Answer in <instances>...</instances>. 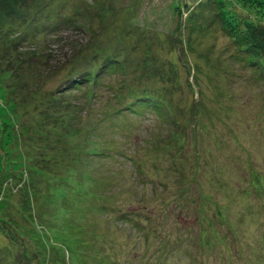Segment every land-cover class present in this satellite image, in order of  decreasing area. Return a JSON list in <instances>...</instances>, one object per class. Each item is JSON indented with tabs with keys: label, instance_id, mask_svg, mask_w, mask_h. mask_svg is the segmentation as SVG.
<instances>
[{
	"label": "rangeland",
	"instance_id": "rangeland-1",
	"mask_svg": "<svg viewBox=\"0 0 264 264\" xmlns=\"http://www.w3.org/2000/svg\"><path fill=\"white\" fill-rule=\"evenodd\" d=\"M51 1L53 9L43 7L48 0H37L42 11L34 14L50 13L49 19L41 16L33 23L4 27L0 17V264H15V257L25 258L24 251L33 264L44 258L48 264H264V78L251 80L256 66L230 58L233 42L210 11L213 2L220 3L225 18L245 27L258 17L264 19V0ZM242 1L248 7L238 11L235 2ZM63 7L69 8L77 27H67L62 36L88 44L83 54L93 60L92 68L99 69L94 56H101L104 48L127 52L129 58L122 55V60L134 57L140 71L146 72L147 59H153L164 68L159 69L160 76L169 69L171 80L180 84L173 92L176 112L184 108L174 117L177 121L189 125L196 100L201 99L209 112L201 127L207 130L185 140L181 153L178 148L165 153L147 145L155 138L153 133L174 139L170 112L163 114L170 119L168 125L154 113L144 119L129 115L117 120L127 125L120 144L148 146L149 150L130 151L143 169L151 170L149 176L137 172L126 158H118L115 165L114 160L95 156V163L78 162L75 171L56 168L58 178L32 162L11 163L17 156L8 145L11 135L4 124L18 129L17 101H27L39 90L57 94L67 82L69 67L48 71L42 65L46 58L55 63L57 55L69 48L67 43L58 45L56 36L48 37L49 43L46 38L54 23L63 22ZM179 25L183 26L178 33ZM8 28L21 36L18 46L8 40L12 35ZM189 37L196 52L186 51L182 58L176 41ZM148 38L154 46H148ZM122 79L136 82L137 76L127 74L117 82ZM144 154H149L148 160L141 159ZM101 174L109 176L108 182L114 180L111 188H104ZM138 177L143 181L136 187ZM91 195L100 198L101 207L94 209L98 202ZM132 210L129 221L118 218ZM2 227H9L8 233Z\"/></svg>",
	"mask_w": 264,
	"mask_h": 264
},
{
	"label": "trees",
	"instance_id": "trees-1",
	"mask_svg": "<svg viewBox=\"0 0 264 264\" xmlns=\"http://www.w3.org/2000/svg\"><path fill=\"white\" fill-rule=\"evenodd\" d=\"M52 3L53 1L48 0L43 7L53 9ZM219 5L220 3L213 2L210 11L212 15H215L214 20L220 21L219 26L225 32L229 33V38L233 42L232 48L229 49L232 51L230 58L236 62H242L250 68L256 66L255 72L249 77L255 81L262 80L264 78V19L258 17V20L252 21L249 25L238 27V25L232 24L229 19L225 18L226 10L222 5ZM235 5L238 11H245L248 7L247 3H243V1L235 2ZM37 6V0H0V17L5 23L4 27L11 25V23H33L34 20L43 16H34V14L42 11ZM63 9L65 12L60 17L61 20L64 17L63 22L58 20L57 23H54V28L51 31L48 30L49 32L46 33V38L49 43L48 37L56 36L55 39H60L54 40L58 45L63 46L64 43H67V47L69 48L66 50V53L62 51L57 55L55 58L56 61L54 60L55 63H52V60L46 58L44 63L42 62V65L48 71H61L69 67L70 70L67 71L69 72L66 79L67 82L61 88L62 91H59L57 94H54L50 90L48 94H45L39 90L27 96V101H17V103L19 102L17 112L20 115L17 121L18 129L9 122L4 124L6 134L11 135L9 138L10 144L8 145H10L12 153L17 156L11 163L18 165L32 162L36 166H39V170L51 172V177L58 178L60 175L57 172L55 174L53 173L56 168L65 167L67 170L75 171L78 162L85 165L95 163L93 160L95 156L100 158L106 157L110 161L114 160L116 162L115 165L117 162H120L118 158H126L139 170H136L137 172L146 175V177L149 176L148 174L151 170L148 172L143 169L141 167L143 165L141 160L135 158L133 151H130L138 149L149 150L148 146H144L143 149L134 143H131L130 146L120 144L119 139L127 135V125L123 121L117 122V120L130 117L129 115L144 119L148 117L149 113H154L161 116L163 123L168 125L167 123L170 122V119L163 115L166 111L170 112L171 117L174 118L184 110L182 108L183 110L181 112H176L174 108L176 100L173 99V92L174 89H177L176 85H180L179 82L171 80L173 73L169 69H167V75L162 74L160 76L162 72L159 69L162 66L158 63L156 64L153 59H150L153 65H150V61L147 59V63L145 64L146 72L144 70L140 71L138 68L140 66L134 62V57L129 59L130 62H127L128 59L122 60L123 57L129 58L127 52L120 53L114 50L112 51L111 48L106 50L104 48L102 49L103 54L101 56H94V61L99 62L97 63L99 69L95 70L90 65L93 63V60L87 61L83 54L88 44L62 36L63 32L69 31L67 27H77L73 25L74 20L69 15V8L63 7ZM216 9L218 10L216 11ZM57 10L61 11L62 8L60 7ZM78 11L79 9L77 8ZM48 15L50 13L45 14L43 19H49ZM204 18L202 22L206 20L205 16ZM185 21L188 22V19H185ZM35 25L38 24L35 23ZM39 25L38 28H40ZM182 26L179 25L176 32L179 33ZM43 28L49 29L48 27ZM87 28L88 30L91 29L90 27ZM8 32L12 34L8 40H12L15 46H18L17 41L21 36L18 32L13 34L15 31L9 28ZM193 41L191 37L186 42L176 41L177 45L175 46V50L180 48L177 54L183 58L186 51L190 54L196 52L197 46L191 44ZM147 42L148 46H154L150 38L147 39ZM65 48L63 47L61 50H65ZM155 48L159 50L160 45H155ZM15 51H18V49H15ZM9 52L10 50L8 49ZM14 54L16 55V53ZM81 55L83 56L82 62L80 61ZM122 55L123 57H121ZM20 57L18 56V58ZM46 62L49 64H46ZM162 64L165 66L164 62ZM39 72L41 73V71ZM94 74H96L95 77ZM127 74L133 75L134 77L137 76L136 82H129L123 79V81L117 82L119 77ZM44 75L49 74L48 72H44ZM158 75L159 78L157 81H153ZM112 77H115L114 81H111ZM105 79H109L110 82L108 83L107 81L102 86ZM160 79L163 82L165 81V83L157 84L159 81L161 82ZM119 84L122 85L120 86ZM65 98H73V100H66ZM200 101L201 99L199 101L196 100L192 107L188 126L181 124L180 121L174 118L176 131L172 130L171 132L174 135V139L163 138L164 136L162 134L155 136V133L152 132L153 135L151 137L155 138L150 139V143L147 145L154 146L155 148L159 147L165 153L172 151L173 148H178V151L181 153L185 148V140L190 136L197 138L207 130H203L201 127L205 124V119L210 116L208 117L209 112ZM11 120H14V118L11 117ZM170 124H172V120ZM132 127L133 132H137V127ZM151 130L147 129L146 131L151 134ZM130 133H132V130H129L128 134ZM155 142H158V144ZM193 142L195 145L193 146L194 153L198 154V145L196 141ZM97 145L98 147L100 146V149H96ZM148 155L144 154L141 159L148 160ZM28 169L31 173L30 168ZM153 169L157 170V167L154 166ZM21 180L19 182L20 184H26V181L23 182ZM100 180L104 188H111L114 185L112 184L114 180H112V183L108 182L109 176H106V174ZM93 181L96 182L97 180L93 178ZM135 181L137 182L125 181V183H133L137 187L138 183L143 181V178L138 177ZM118 182L120 181H116L115 183ZM91 197V200L98 202L93 205L94 209L101 207L100 198H97V195H91ZM102 208L106 210V206H102ZM114 209L120 211L118 208L114 207ZM134 214L135 211L132 210L129 215L122 214L118 218L129 221ZM7 229L9 227H2V231L5 233H8ZM28 253V251H24L25 258H21L20 256L15 257V264H33L31 262L33 257H30ZM48 263L49 261L45 258L44 260L39 259V264Z\"/></svg>",
	"mask_w": 264,
	"mask_h": 264
}]
</instances>
